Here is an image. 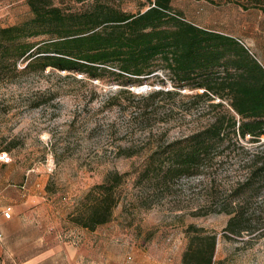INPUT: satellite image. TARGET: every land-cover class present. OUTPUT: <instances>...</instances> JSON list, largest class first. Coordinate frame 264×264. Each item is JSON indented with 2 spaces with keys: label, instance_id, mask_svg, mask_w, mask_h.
<instances>
[{
  "label": "rangeland",
  "instance_id": "1",
  "mask_svg": "<svg viewBox=\"0 0 264 264\" xmlns=\"http://www.w3.org/2000/svg\"><path fill=\"white\" fill-rule=\"evenodd\" d=\"M54 1H64L65 7L76 10L90 5L89 0ZM109 1L127 11L147 6L146 0ZM172 3L186 19L236 39L264 65V13L259 8L243 6L246 0ZM29 15L26 0H0L3 23ZM24 64L19 59L18 71ZM55 73L46 66L42 73L33 69L18 72L11 81L0 83V151L9 152L12 158L0 166V198L18 197L22 185L26 189L34 186L39 198L34 217L29 220L22 215L21 227L11 229L14 253L0 259L7 264H180L186 242L183 230L194 224L215 234V264H264V236L257 231L237 236L224 230L228 216L218 202L209 199L210 170L180 177L165 187L136 180L133 157L128 155L143 150L149 133L166 131L168 138H173L181 130L188 131L196 110L170 113L160 98L148 101L138 97L150 89L132 88L145 84L159 88L152 79L127 85L137 97L106 102L114 89L121 87L109 76L91 80L96 85L93 92L88 81H79L84 73ZM67 74L73 77H65ZM165 74L160 71L159 77L165 78L161 85L171 88ZM242 142L251 148L249 142ZM221 152L214 162L223 163L232 175L231 169L240 163L239 155L232 147L221 148ZM113 172L123 175V185L111 220L93 230L75 225L69 216L76 203L92 185ZM128 201L146 206L129 217L123 209Z\"/></svg>",
  "mask_w": 264,
  "mask_h": 264
},
{
  "label": "trees",
  "instance_id": "2",
  "mask_svg": "<svg viewBox=\"0 0 264 264\" xmlns=\"http://www.w3.org/2000/svg\"><path fill=\"white\" fill-rule=\"evenodd\" d=\"M89 1L87 8L76 10L65 7L64 1L26 0L27 18L0 25V83L11 81L18 72L42 73L46 66L52 73H84L79 81L90 84L109 76L121 87L106 102L137 97L128 84L146 79L159 83V88L138 97L160 98L170 113L197 114L188 131L173 138L166 131L149 133L143 150L128 155L133 157L136 180L165 187L180 177L210 170L209 199L228 216L224 230L237 236L256 231L264 236V65L236 39L186 19L173 0H146V8L136 11L109 0ZM246 1L243 6L264 13V0ZM34 36L39 38L28 40ZM19 59L25 61L20 71ZM160 71H165L171 88L161 85L165 78L159 77ZM91 85L95 92L96 85ZM200 104L204 106L198 109ZM225 147L235 148L239 155L232 175L223 163L214 162ZM122 177L109 173L92 185L76 203L71 221L91 230L109 222L119 202ZM145 206L128 201L123 209L133 217ZM183 231L180 264H215V234L194 224Z\"/></svg>",
  "mask_w": 264,
  "mask_h": 264
},
{
  "label": "crops",
  "instance_id": "3",
  "mask_svg": "<svg viewBox=\"0 0 264 264\" xmlns=\"http://www.w3.org/2000/svg\"><path fill=\"white\" fill-rule=\"evenodd\" d=\"M2 165L7 164L0 163V166ZM18 191L19 195L16 198L7 199L4 196H1L0 198V214L5 206L10 205L12 207L11 218L9 220L2 219L0 225V230L3 233V238L0 239V256L3 254L7 255L14 253L12 242L15 237L11 234V229L13 227L16 229L20 228L22 215L28 216V219L30 220L34 217V212L36 213L39 208L37 204L39 198L34 193V186H32L31 189H26L25 186L22 185ZM28 213L30 214L27 215ZM20 238L23 239V236ZM0 264H7V261L0 259Z\"/></svg>",
  "mask_w": 264,
  "mask_h": 264
},
{
  "label": "built area",
  "instance_id": "4",
  "mask_svg": "<svg viewBox=\"0 0 264 264\" xmlns=\"http://www.w3.org/2000/svg\"><path fill=\"white\" fill-rule=\"evenodd\" d=\"M5 6H9L8 3H6ZM1 16H0V25L2 24ZM12 158L9 155V152L7 151H0V163L3 164H9L11 162ZM12 216V207L10 205H7L3 208L1 214H0V225L2 223V219L9 220ZM3 238V233L0 230V239Z\"/></svg>",
  "mask_w": 264,
  "mask_h": 264
},
{
  "label": "water",
  "instance_id": "5",
  "mask_svg": "<svg viewBox=\"0 0 264 264\" xmlns=\"http://www.w3.org/2000/svg\"><path fill=\"white\" fill-rule=\"evenodd\" d=\"M133 90L135 91H141V90H146V89H151L149 85L145 84V85H142V86H138V87H135V88H132Z\"/></svg>",
  "mask_w": 264,
  "mask_h": 264
}]
</instances>
